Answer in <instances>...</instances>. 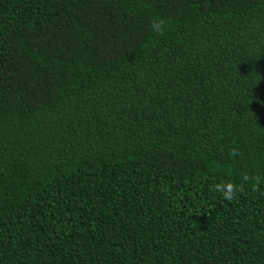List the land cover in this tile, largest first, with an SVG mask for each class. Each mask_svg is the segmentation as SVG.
Masks as SVG:
<instances>
[{"label": "trees", "instance_id": "16d2710c", "mask_svg": "<svg viewBox=\"0 0 264 264\" xmlns=\"http://www.w3.org/2000/svg\"><path fill=\"white\" fill-rule=\"evenodd\" d=\"M0 264H264V0H0Z\"/></svg>", "mask_w": 264, "mask_h": 264}, {"label": "clouds", "instance_id": "9594fccd", "mask_svg": "<svg viewBox=\"0 0 264 264\" xmlns=\"http://www.w3.org/2000/svg\"><path fill=\"white\" fill-rule=\"evenodd\" d=\"M245 179H247V177H245ZM214 190L228 201L235 199L240 192L238 185L225 181H221L220 183L216 184Z\"/></svg>", "mask_w": 264, "mask_h": 264}]
</instances>
